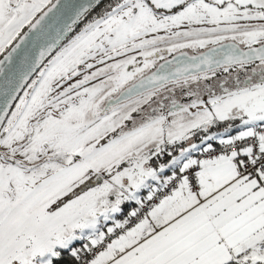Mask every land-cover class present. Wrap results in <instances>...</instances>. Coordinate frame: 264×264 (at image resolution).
Returning <instances> with one entry per match:
<instances>
[{"label": "snow or ice", "instance_id": "snow-or-ice-1", "mask_svg": "<svg viewBox=\"0 0 264 264\" xmlns=\"http://www.w3.org/2000/svg\"><path fill=\"white\" fill-rule=\"evenodd\" d=\"M0 264H264V0H0Z\"/></svg>", "mask_w": 264, "mask_h": 264}, {"label": "rangeland", "instance_id": "rangeland-1", "mask_svg": "<svg viewBox=\"0 0 264 264\" xmlns=\"http://www.w3.org/2000/svg\"><path fill=\"white\" fill-rule=\"evenodd\" d=\"M187 53H188V55L190 54V55H193V54H195V53H198V52H193L192 50H190V49H187V50H185Z\"/></svg>", "mask_w": 264, "mask_h": 264}, {"label": "trees", "instance_id": "trees-1", "mask_svg": "<svg viewBox=\"0 0 264 264\" xmlns=\"http://www.w3.org/2000/svg\"><path fill=\"white\" fill-rule=\"evenodd\" d=\"M105 2H106V0H105ZM101 7H103V4H101ZM96 11L99 12L100 8H97Z\"/></svg>", "mask_w": 264, "mask_h": 264}, {"label": "flooded vegetation", "instance_id": "flooded-vegetation-1", "mask_svg": "<svg viewBox=\"0 0 264 264\" xmlns=\"http://www.w3.org/2000/svg\"><path fill=\"white\" fill-rule=\"evenodd\" d=\"M197 54H199V53H196V54H193V55H197ZM189 56H192V55L189 54ZM169 58L171 59V57H169Z\"/></svg>", "mask_w": 264, "mask_h": 264}, {"label": "water", "instance_id": "water-1", "mask_svg": "<svg viewBox=\"0 0 264 264\" xmlns=\"http://www.w3.org/2000/svg\"><path fill=\"white\" fill-rule=\"evenodd\" d=\"M196 54V53H195Z\"/></svg>", "mask_w": 264, "mask_h": 264}]
</instances>
